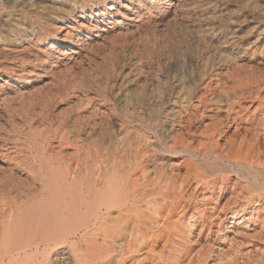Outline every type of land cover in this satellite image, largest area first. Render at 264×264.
Wrapping results in <instances>:
<instances>
[{
	"label": "bare ground",
	"instance_id": "1",
	"mask_svg": "<svg viewBox=\"0 0 264 264\" xmlns=\"http://www.w3.org/2000/svg\"><path fill=\"white\" fill-rule=\"evenodd\" d=\"M36 1L60 14L16 11ZM162 1L0 0V113L14 122L0 126V264H264V75L232 88L216 63L181 95H71L74 116L56 119L59 96L41 97L42 115L14 120L34 67L70 70L176 4Z\"/></svg>",
	"mask_w": 264,
	"mask_h": 264
},
{
	"label": "rangeland",
	"instance_id": "2",
	"mask_svg": "<svg viewBox=\"0 0 264 264\" xmlns=\"http://www.w3.org/2000/svg\"><path fill=\"white\" fill-rule=\"evenodd\" d=\"M167 1L163 0L162 2L164 3L160 5L165 6L164 4ZM175 1L176 4H174V8L172 7V11L170 10L163 18L162 12H160L161 9H158L160 6L157 5L151 8V12L150 14L147 13L146 18L141 24L142 26L140 25L139 28L133 29V34L131 33L128 35L129 37L124 38L126 41L119 39L115 44H106L105 47H93L89 52L87 51L89 56L86 53L85 58L75 64L70 70L54 74L51 70L42 72L40 71V67H34L35 71H38L40 74L35 75L29 73L26 77L23 82L26 85L23 87V90L27 89L24 91V97L13 95V98H30L32 95L36 97L34 98L32 96V101H26L28 99H16L11 104V107L14 106L11 110L13 113L15 112L14 120L17 121L16 124L19 123L17 125H22L17 117L26 118V116H30L33 112L35 114L38 113V108L36 107H39V99L41 97L59 96L54 99L50 106H47V109L52 107L55 116L54 119L59 117L72 118L74 113L72 114L69 112L70 110H67L66 104L71 99V95L102 94L103 91L105 92L104 94L147 92L150 95L154 92H159L160 94L165 93L171 96L181 95L183 90H194L201 82L200 75L203 72H206L207 75L210 74L211 70L213 71L219 63L228 67V71H230L228 75L231 78L227 80V84L232 88L238 87L234 84L238 78L249 81L255 76L260 77L259 75H264V49H260L264 46V0ZM45 4L36 1L35 8L27 3L23 8L17 9L16 11L24 12L27 16L37 20V22L39 19L44 20L45 17L48 20L47 16L49 14L53 15V17H57L60 14V11L55 10L49 4ZM171 12L172 18L170 17ZM62 16L67 18L66 14ZM52 22L60 24L62 20H52ZM49 29H46V31ZM140 29L141 31H139ZM112 45L114 46L112 47ZM181 56L185 58L183 59ZM141 64L143 65L141 66ZM85 65H90L93 68L89 71L90 73L85 71ZM119 70H121L120 73ZM129 73L131 75H127ZM66 74H70L71 78L67 79L70 76ZM61 76L65 79L63 80ZM76 81H78V84ZM90 82L93 83L91 84ZM263 84L264 77L259 81L258 85L261 86ZM5 90L9 91V88ZM25 94L27 95L25 96ZM31 110L33 112H30ZM85 110L86 108L80 109V114H84ZM5 116L8 117V115L0 113V126L2 125L1 127L6 128L8 131L12 128L14 122L9 118L6 119ZM2 117H5V119H2ZM206 118L207 120L203 119L202 124L199 123V129L202 128L203 124L208 123V121L210 123V117ZM111 119L116 121V118L113 116ZM4 122L8 123L4 124ZM65 130L71 132L72 127H66ZM135 130L134 127L130 128V135H133ZM121 149V145L116 146V159H122L124 153ZM166 155V152L157 153V156L160 157H165ZM261 179L264 181V175Z\"/></svg>",
	"mask_w": 264,
	"mask_h": 264
}]
</instances>
